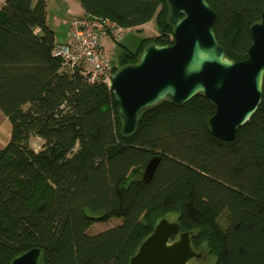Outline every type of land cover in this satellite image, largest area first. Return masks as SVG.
<instances>
[{
	"label": "trees",
	"instance_id": "trees-1",
	"mask_svg": "<svg viewBox=\"0 0 264 264\" xmlns=\"http://www.w3.org/2000/svg\"><path fill=\"white\" fill-rule=\"evenodd\" d=\"M86 14L124 28L155 19L158 35L118 58L139 61L151 45L173 44L167 0H78ZM231 61L249 57L264 0H205ZM46 0L0 8V110L12 124L0 148V264L39 248L41 264H129L162 215L177 213L198 253L214 264H264V81L262 101L234 141L214 137L216 108L198 94L143 111L133 133L110 88L66 72L52 55ZM117 67L115 72H117ZM43 140L35 151L30 139ZM160 157L153 178L142 180ZM226 216V226L220 218ZM121 222L97 234L95 223Z\"/></svg>",
	"mask_w": 264,
	"mask_h": 264
},
{
	"label": "water",
	"instance_id": "water-1",
	"mask_svg": "<svg viewBox=\"0 0 264 264\" xmlns=\"http://www.w3.org/2000/svg\"><path fill=\"white\" fill-rule=\"evenodd\" d=\"M173 44L151 45L135 64L117 70L110 90L123 121L122 132L133 133L139 115L170 98L183 105L203 94L216 108L209 119L211 134L226 142L256 113L263 96L264 12L251 27L249 57L234 62L225 56L213 31L216 12L205 0H167ZM160 157L152 158L142 177L149 182ZM178 221L161 219L141 243L129 264H190L202 256ZM42 251L33 248L11 264H41Z\"/></svg>",
	"mask_w": 264,
	"mask_h": 264
},
{
	"label": "built area",
	"instance_id": "built-area-1",
	"mask_svg": "<svg viewBox=\"0 0 264 264\" xmlns=\"http://www.w3.org/2000/svg\"><path fill=\"white\" fill-rule=\"evenodd\" d=\"M129 30L108 18L85 13L70 20L67 42L57 43L52 55L61 60L64 71H78L90 84L103 83L110 88L116 67L103 41L108 38L120 43Z\"/></svg>",
	"mask_w": 264,
	"mask_h": 264
},
{
	"label": "rangeland",
	"instance_id": "rangeland-1",
	"mask_svg": "<svg viewBox=\"0 0 264 264\" xmlns=\"http://www.w3.org/2000/svg\"><path fill=\"white\" fill-rule=\"evenodd\" d=\"M63 33H64V31H62V33L59 34L60 39L65 36V35L63 36ZM156 35H158V30H157V26H156V21H155V19H153L149 23H147L141 27L133 28V29L129 30L126 33L122 42L114 44V43H112V41L110 39L106 38L103 41V45L105 46V49H106L108 55L112 58V60L115 64V67H117V69H119V68L123 67V65H124L123 63H121L119 61V58H118L123 52L135 51L138 48L141 40L148 38V37L156 36ZM142 174H144V173L142 172ZM163 218H166L169 221L174 222L177 220L178 214L177 213H169L166 215H162L161 217H159L157 219V221L159 222ZM120 222H121V219L114 218V219H112L106 223H103V222L95 223L93 225V227L90 229V234H97V233H100L102 231H105L109 228L114 227L115 225H117ZM220 223H221V225L226 226V216H223L220 218ZM202 254H203V258H201L199 262H197L196 260H193L190 263L191 264H214L215 263L214 254L211 253V255H210V253H208V250L202 251Z\"/></svg>",
	"mask_w": 264,
	"mask_h": 264
},
{
	"label": "crops",
	"instance_id": "crops-1",
	"mask_svg": "<svg viewBox=\"0 0 264 264\" xmlns=\"http://www.w3.org/2000/svg\"><path fill=\"white\" fill-rule=\"evenodd\" d=\"M6 0H0V8ZM47 1V24L54 31L57 43H66L69 32V22L73 17H81L85 10L78 0H46ZM64 31L61 39L59 34ZM12 135V124L0 110V148L8 145ZM30 145L35 151L42 148L43 140L38 137L30 139Z\"/></svg>",
	"mask_w": 264,
	"mask_h": 264
},
{
	"label": "flooded vegetation",
	"instance_id": "flooded-vegetation-1",
	"mask_svg": "<svg viewBox=\"0 0 264 264\" xmlns=\"http://www.w3.org/2000/svg\"><path fill=\"white\" fill-rule=\"evenodd\" d=\"M201 254H202V253H201ZM201 258H203V254H202V256H201L200 258H198V259H193V260H196L197 262H199ZM193 260H191V261H193ZM190 264H191V263H190Z\"/></svg>",
	"mask_w": 264,
	"mask_h": 264
}]
</instances>
